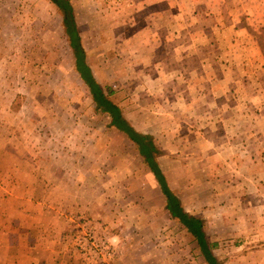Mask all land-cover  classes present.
<instances>
[{
	"label": "rangeland",
	"instance_id": "374dc122",
	"mask_svg": "<svg viewBox=\"0 0 264 264\" xmlns=\"http://www.w3.org/2000/svg\"><path fill=\"white\" fill-rule=\"evenodd\" d=\"M69 2L93 77L151 136L218 264H264V19L245 16L238 30L199 0ZM1 148L19 155L0 157L1 186L13 168L38 169L66 200L90 182L81 158L95 157L96 232L114 249L104 264H207L136 145L96 107L51 0H0ZM72 214L69 254L95 264L73 239L78 218H91Z\"/></svg>",
	"mask_w": 264,
	"mask_h": 264
},
{
	"label": "crops",
	"instance_id": "0c3cea01",
	"mask_svg": "<svg viewBox=\"0 0 264 264\" xmlns=\"http://www.w3.org/2000/svg\"><path fill=\"white\" fill-rule=\"evenodd\" d=\"M199 1L207 3L210 9H218L219 17L235 16L240 23L238 30H242L241 19L245 16L264 19V0ZM233 11L236 14L232 15ZM220 62L227 70L228 61ZM0 157L16 159L19 155H9L1 148ZM81 162H87L89 170L82 171H86L84 179L90 177V182L75 183L67 200L60 195L66 187L51 182V173L13 168L10 184L0 185V264H77L66 245L68 217L72 213L89 216L95 226V157L81 158ZM83 177L81 172L78 178Z\"/></svg>",
	"mask_w": 264,
	"mask_h": 264
},
{
	"label": "trees",
	"instance_id": "16d2710c",
	"mask_svg": "<svg viewBox=\"0 0 264 264\" xmlns=\"http://www.w3.org/2000/svg\"><path fill=\"white\" fill-rule=\"evenodd\" d=\"M51 1L62 15V25L75 57V69L84 84L89 88L96 107L102 112L107 113L110 116V124L125 134L128 139L136 145L138 153L154 175L160 191L165 197V209L171 217L177 219L189 234L195 238L207 264H218L205 243L201 219L184 212L180 206L178 197L169 189L166 179L155 161L158 150L151 136L138 133L128 124L122 116L119 107L109 99L111 92L105 93L103 88L93 77L89 66L85 62V52L80 42L73 10L69 0Z\"/></svg>",
	"mask_w": 264,
	"mask_h": 264
},
{
	"label": "built area",
	"instance_id": "2783aa9c",
	"mask_svg": "<svg viewBox=\"0 0 264 264\" xmlns=\"http://www.w3.org/2000/svg\"><path fill=\"white\" fill-rule=\"evenodd\" d=\"M77 222L78 230L73 239L82 258L95 264H104L111 259L114 249L109 239L98 236L96 227L86 217H79Z\"/></svg>",
	"mask_w": 264,
	"mask_h": 264
}]
</instances>
